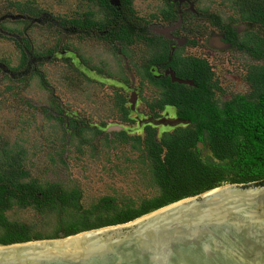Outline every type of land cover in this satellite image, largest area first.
<instances>
[{
	"label": "rangeland",
	"instance_id": "obj_1",
	"mask_svg": "<svg viewBox=\"0 0 264 264\" xmlns=\"http://www.w3.org/2000/svg\"><path fill=\"white\" fill-rule=\"evenodd\" d=\"M26 4L29 9L38 8L39 17L44 16L43 12L47 13L46 18H73L76 13L91 8L85 0H0V67L18 70L13 76L0 70V155L4 150L20 153L24 167L32 177L44 182H61L69 188L78 186L84 208L106 195L115 196L123 204L139 203L143 198L152 197L156 190L148 172H145L140 152L132 142H113V133L97 134L92 130L84 131L81 137L72 135L69 129L64 128L65 124L63 127V123L54 118L59 114L54 110L63 108L61 116L80 117L109 131L121 125L129 136L143 134L138 121L125 123L120 117V103L123 104L130 92L113 86L121 74L116 66L103 64L104 61H114L109 45L98 39L79 40L74 30L52 22L42 26L37 21H24L12 16L28 14L24 13L26 10L21 12ZM155 4L157 0H136L137 12L154 11ZM195 7L199 12L218 14L226 23L242 24L235 0H195ZM207 29L208 37L215 27L208 25ZM24 40L29 44L25 48L26 54L21 49L25 46ZM200 40L205 42L206 37ZM57 43L64 45L68 53L59 51L57 58L37 64L38 71H26L30 55H41ZM202 45L206 46L205 43ZM143 51L147 60L148 49L144 47ZM203 53L215 62L223 88L220 92L225 98L248 89L245 88V80L237 79V75L245 74L247 64L254 63L246 54H241L246 58L237 57L224 48L217 53L210 49ZM81 61L86 65V71L81 68ZM95 66H105V71L111 76L103 75L102 82L97 80L93 83L91 74ZM124 72L122 77L126 79L127 76L130 82ZM154 91L146 85L141 91L142 101L136 102L138 113L143 117L149 116L147 104L154 98ZM168 109L170 114L173 113L172 107ZM167 120V127L163 124L157 126L158 135L173 128L169 117ZM207 154H210L208 146L203 147V155ZM240 183L255 184L253 181ZM7 214L11 219L32 224L35 231L43 234H51L58 219L56 214H39L32 207H14Z\"/></svg>",
	"mask_w": 264,
	"mask_h": 264
},
{
	"label": "trees",
	"instance_id": "obj_2",
	"mask_svg": "<svg viewBox=\"0 0 264 264\" xmlns=\"http://www.w3.org/2000/svg\"><path fill=\"white\" fill-rule=\"evenodd\" d=\"M235 2L238 4L239 19L258 24L264 32V0ZM32 12L35 13L34 10ZM211 18L219 20L216 15ZM247 35V42L252 45L256 42L257 54L264 56V45L260 47L264 40L257 36L254 42L251 35L256 33L253 31ZM261 67L264 65H255L252 75L257 84H263L259 103L238 96L234 98L237 100L223 106L213 101L204 81L198 80L197 87H189L184 83L157 80L151 76L161 87L157 105L153 103L150 106L154 113L157 114V108L164 109L165 104L174 105L178 118L189 120L190 124L163 130L160 135L157 128L149 124L144 126V136L114 132L113 142H132L140 152L145 172H148L156 190L155 195L143 198L139 203L123 204L115 196L106 195L84 208L82 192L78 188H59L53 183L44 185L24 167L20 153L4 150V154L0 155V245L68 236L125 223L226 183L253 181L264 184V72ZM121 109L123 120L133 122L127 108L121 105ZM55 118L64 123L62 118ZM75 122L76 119L70 117L72 128L76 126ZM84 124L81 129L76 128L73 135L81 137L86 130L100 132ZM199 141L208 146L211 155H200L196 146ZM14 207H32L39 214H56L58 219L52 233L37 232L32 224L11 219L7 211Z\"/></svg>",
	"mask_w": 264,
	"mask_h": 264
},
{
	"label": "flooded vegetation",
	"instance_id": "obj_3",
	"mask_svg": "<svg viewBox=\"0 0 264 264\" xmlns=\"http://www.w3.org/2000/svg\"><path fill=\"white\" fill-rule=\"evenodd\" d=\"M85 1L88 2L91 8L88 11L76 13L75 15L77 16L73 18H66L65 16L46 18L45 15L47 13L45 12H43L44 16L39 17L40 13L37 10L38 8L29 9L30 7L27 4V7L21 12L26 10L24 13L28 14H15L12 16H18V19L24 21H37L42 24V26H47L52 22L72 31L74 30V34L79 40L90 38L102 40L104 43H107L109 45V50L112 51L114 55V61H104L103 64L108 67L116 66L118 72L121 74L118 78L119 80H114L113 86H118L123 91L130 92L127 98L124 96L125 101L123 104H121L122 102L120 103V109L121 105L127 108L130 119L133 120V122L138 121V124L141 126L143 130L142 135H144V126L148 124L156 128L160 124L167 127L169 124V120H167L168 117L170 121H172L171 125L173 128L190 124L189 120H181L178 118L174 105L165 104L162 110L157 108V114L150 108L151 104L154 103V105H157L158 103V94L161 91V87L157 80L170 79L172 82H177L173 79L172 74H175V76L180 79L191 80L193 82L192 84L185 83L189 87H197L199 85L198 80L204 81L209 90V95L219 106L237 100L234 98L238 96H245L247 97L245 100L259 103V96H261L263 84H257L255 78L252 77L254 66L257 65L255 62H260L258 64L264 65V56L258 55L256 51L257 44L255 40L257 36L264 40V32L262 27L258 24L249 23L240 19L239 21L242 24L239 25L226 23L221 16L216 13L209 15L204 12H199L195 7V0H157L155 10L145 13L146 15L137 12L136 0ZM18 8L21 9L20 6H18ZM33 10L35 13L32 12ZM213 15L218 16L219 20L211 18ZM72 20L76 21V23L72 24ZM208 25L214 26L215 29L207 37L206 32L208 30ZM250 31H255L256 33L255 36L251 35L255 42L254 45L247 42V34ZM202 37H206L205 42L200 40ZM24 42L28 44L27 40H24ZM203 43L206 44L205 47L202 45ZM262 45L264 44H261L260 47H262ZM248 46H252V48L249 49ZM26 47H29V44L28 46L25 45L21 47L25 54ZM144 47L148 49L149 57L147 60L144 59ZM223 48L226 51L232 52L237 57H247L254 62L246 65L245 71L243 72L245 74L243 76L237 75L239 81L243 82V80H245L247 86L245 88L248 89L244 92H234L227 98L220 92L223 88L220 86L215 62L211 61L209 57L203 53L204 50L207 49L217 53ZM59 51L61 54L64 52L68 53L64 45L57 43L55 46H52V48L43 51L41 55H30L29 61L27 62L29 68L26 71L30 69L38 71L37 64H41L45 59L57 58ZM136 53L139 54L136 55ZM241 54H246V57ZM133 57L135 59L134 62ZM7 68H1V71L6 74L9 73L10 76L18 72V70H14L9 66H7ZM81 68L84 71L87 70L83 62ZM123 68L127 73L126 75L129 76L130 82L127 76L126 79L122 77L125 73ZM240 68L242 70V67ZM105 70V66L103 68L95 66L94 70H92L93 74H91L92 82L95 83L97 80L102 82L103 75L111 76V73ZM261 71L264 72V67H261ZM97 76L99 77L97 78ZM151 76L157 80L153 81L154 79H152ZM146 85L155 90L153 92L155 96L151 101H148L147 104L149 111L147 115L149 116L143 117L138 113L136 102L140 100L141 91L146 88ZM168 107L174 109L173 113H169ZM54 112H59V118H62L64 122L63 127L65 124L64 128L69 129L72 135L75 133L76 128L81 129V127L85 125L84 123L90 125L92 128L99 129L101 133H113V136L115 135L114 132L120 131H125L129 134L121 125H118L121 126V129L109 131L108 129L105 130L104 126L100 124H93L76 116L72 117L77 121L74 123L76 126L72 128L69 123L70 117L61 116L63 108L54 110ZM120 114V117L123 119L124 114L122 110ZM162 118H164L163 121L160 120ZM149 119H152V121H149ZM146 120L147 122H145ZM140 121L143 123L141 124ZM124 122L127 123L126 120H124ZM128 123L132 122L129 121ZM94 133L96 132L94 131ZM196 146L199 147L198 152L202 157L211 155L209 148L210 154L203 155V147L207 146L204 142L199 141ZM39 181L44 183V185L53 183L59 188H69L63 186L61 182H44L41 179ZM76 188H78V186Z\"/></svg>",
	"mask_w": 264,
	"mask_h": 264
},
{
	"label": "water",
	"instance_id": "obj_4",
	"mask_svg": "<svg viewBox=\"0 0 264 264\" xmlns=\"http://www.w3.org/2000/svg\"><path fill=\"white\" fill-rule=\"evenodd\" d=\"M0 264H264V184L226 183L125 223L1 244Z\"/></svg>",
	"mask_w": 264,
	"mask_h": 264
},
{
	"label": "bare ground",
	"instance_id": "obj_5",
	"mask_svg": "<svg viewBox=\"0 0 264 264\" xmlns=\"http://www.w3.org/2000/svg\"><path fill=\"white\" fill-rule=\"evenodd\" d=\"M119 224H121V223H119ZM114 225H117V224H114ZM107 226H111V225H107ZM103 227H105V226H103ZM100 230V229H99ZM86 233H88V232H86ZM82 234H84V233H82Z\"/></svg>",
	"mask_w": 264,
	"mask_h": 264
},
{
	"label": "clouds",
	"instance_id": "obj_6",
	"mask_svg": "<svg viewBox=\"0 0 264 264\" xmlns=\"http://www.w3.org/2000/svg\"><path fill=\"white\" fill-rule=\"evenodd\" d=\"M185 84V83H184Z\"/></svg>",
	"mask_w": 264,
	"mask_h": 264
}]
</instances>
